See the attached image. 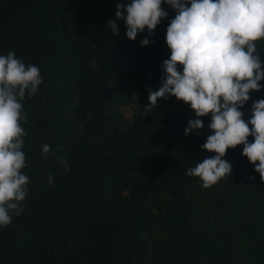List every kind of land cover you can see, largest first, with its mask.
I'll return each mask as SVG.
<instances>
[{"label": "trees", "instance_id": "obj_1", "mask_svg": "<svg viewBox=\"0 0 264 264\" xmlns=\"http://www.w3.org/2000/svg\"><path fill=\"white\" fill-rule=\"evenodd\" d=\"M130 2L0 0V55L14 52L42 79L19 101L27 195L0 226V264H264V181L244 145L227 150L231 174L211 187L187 174L216 155L202 148L211 114L186 136L190 105L170 97L145 110L177 13L163 3L167 17L133 41L115 19ZM254 43L264 70V38ZM259 83L240 108L246 123L264 99Z\"/></svg>", "mask_w": 264, "mask_h": 264}, {"label": "clouds", "instance_id": "obj_2", "mask_svg": "<svg viewBox=\"0 0 264 264\" xmlns=\"http://www.w3.org/2000/svg\"><path fill=\"white\" fill-rule=\"evenodd\" d=\"M163 3L177 13L166 29L171 54L162 65L161 86L155 91L148 89L145 110L170 97L190 105L197 118L188 121L186 136L194 131L198 135L204 127L200 118L211 114L208 127L213 134L202 148L216 155L187 173L199 177L204 188L231 174L232 165L223 157L229 148L239 145H244L242 155L264 181V99L254 102L248 123L240 111L249 92L260 91L259 82L264 79L254 43L264 38V0H131L116 4L115 19L125 21L126 36L135 41L145 28L152 35L167 17ZM107 24L112 34L118 35L115 20L109 19ZM140 43L148 46L151 41L145 37ZM41 83L38 66H26L14 52L0 55V226L11 223L10 212L20 214L19 202L27 195L28 176L21 172L26 133L20 122L28 117L22 115L19 101L26 93L31 98ZM250 135L254 142H248ZM49 152L50 146L42 145V154ZM63 163L67 171V161ZM48 182L51 185L54 178L49 176Z\"/></svg>", "mask_w": 264, "mask_h": 264}]
</instances>
